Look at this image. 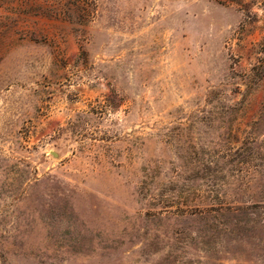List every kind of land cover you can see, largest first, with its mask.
I'll list each match as a JSON object with an SVG mask.
<instances>
[{
    "label": "rangeland",
    "instance_id": "1",
    "mask_svg": "<svg viewBox=\"0 0 264 264\" xmlns=\"http://www.w3.org/2000/svg\"><path fill=\"white\" fill-rule=\"evenodd\" d=\"M0 264H264V0H0Z\"/></svg>",
    "mask_w": 264,
    "mask_h": 264
}]
</instances>
